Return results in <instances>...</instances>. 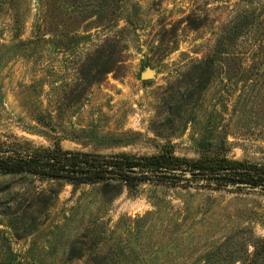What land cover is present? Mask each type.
<instances>
[{
  "label": "rangeland",
  "instance_id": "obj_1",
  "mask_svg": "<svg viewBox=\"0 0 264 264\" xmlns=\"http://www.w3.org/2000/svg\"><path fill=\"white\" fill-rule=\"evenodd\" d=\"M255 8L264 16V0H0V147L194 162L214 129L229 158L264 166V22L231 47L246 53L248 69L219 68L180 114L168 117L166 106L184 74ZM109 39L118 50L101 66L112 70L84 79ZM145 66L155 78L142 79ZM115 169L108 193L103 182L0 173V264H228L207 256L232 235L246 240L242 228L264 237V192L135 173L130 189Z\"/></svg>",
  "mask_w": 264,
  "mask_h": 264
},
{
  "label": "trees",
  "instance_id": "obj_2",
  "mask_svg": "<svg viewBox=\"0 0 264 264\" xmlns=\"http://www.w3.org/2000/svg\"><path fill=\"white\" fill-rule=\"evenodd\" d=\"M260 8H258L259 10ZM262 17V19H261ZM264 22V16L254 10L246 9L240 13L230 30L224 33L216 44L215 49L206 57L197 61L169 91L166 106L169 116L181 113L192 101L201 99L211 86L215 73L222 68L230 67L237 63L243 70L249 68L244 65L245 52H235L231 47L240 38L249 36L255 23ZM252 39V38H251ZM118 50L115 40L109 39L97 51L96 57L90 58L83 66V77L90 82L100 81L102 75L111 71L112 67H102L103 58L110 60ZM107 61V60H106ZM254 61V60H252ZM239 62V63H238ZM255 66V65H254ZM252 66V67H254ZM96 70L94 73L92 71ZM86 71V72H84ZM247 79V78H246ZM214 129L200 141L203 151L202 157L189 162L174 156L170 152H162L146 156L128 154L104 155L78 150H65L60 144L54 147H32L28 144H11L8 148L0 147V173L1 174H28L50 179H62L74 185L83 183L103 182L106 193L112 187L116 188L113 180H120L115 169L120 167L129 179L130 189L135 188L139 182L138 177L130 175L132 167L138 166L143 170L161 172L166 167L182 168L187 165L190 169H201L207 172H223L221 177H215L221 182L251 181L257 184L264 183V166L247 164L227 156L226 144H216L213 140ZM146 175V174H143ZM140 177V175H139ZM238 177V178H235ZM249 234H245V232ZM248 238L243 241L233 242L232 235L212 250L207 256L206 263L225 262L228 264H264V237H255L250 229L242 228L240 232ZM250 246L253 250L250 251ZM93 264H109L107 257L102 260L93 259Z\"/></svg>",
  "mask_w": 264,
  "mask_h": 264
},
{
  "label": "water",
  "instance_id": "obj_3",
  "mask_svg": "<svg viewBox=\"0 0 264 264\" xmlns=\"http://www.w3.org/2000/svg\"><path fill=\"white\" fill-rule=\"evenodd\" d=\"M157 74V69L151 66H145L141 77L142 79H152L155 78ZM130 172L142 175H150L151 177H157L161 174H168L171 176H181L185 178L181 182H189L193 185H212L216 187H225L228 189H244V190H252V191H260L264 192V183H255L251 181H238V182H221L216 180L215 177H221L224 175L223 172H207L202 171L201 169H185V168H169L166 167L163 171L158 172L154 170H144L140 171V167L135 166L132 167ZM238 178V177H235Z\"/></svg>",
  "mask_w": 264,
  "mask_h": 264
}]
</instances>
